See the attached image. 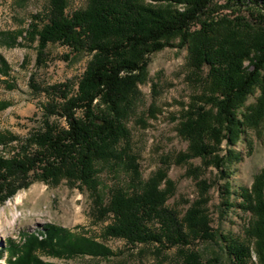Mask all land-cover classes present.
<instances>
[{
    "label": "trees",
    "instance_id": "1",
    "mask_svg": "<svg viewBox=\"0 0 264 264\" xmlns=\"http://www.w3.org/2000/svg\"><path fill=\"white\" fill-rule=\"evenodd\" d=\"M175 41L188 49L194 89L180 113L177 132L188 148L178 164L199 160L201 165L189 170L197 180L210 168L226 177L228 167L242 159L238 146L247 143L248 131L264 127V0H88L86 8L73 13L68 0H49L27 29L0 33V47L36 44L39 67L50 45L92 57L76 90L71 81L43 87L31 79L32 93L46 100L41 128L25 138L0 132V147L17 145L10 155L0 153V201L35 182L52 188L67 182L87 187L96 221H110L100 239L55 225L25 232L18 244L6 242L0 261L6 256L7 264H57L45 262L46 257L68 264L89 258L73 264H113L121 253L103 242L113 240L132 248L153 246L158 258L175 249L174 264H223L192 249L196 242L221 240L230 264H264V171L251 189L241 190L240 208L251 217L242 239H234L212 229L205 200L183 214L170 208L167 173L143 181L136 157L125 146L149 57ZM10 72L0 55V76ZM8 107L0 102V112ZM105 167L125 169L131 175L127 186L106 196L98 179ZM199 184L206 195L211 186Z\"/></svg>",
    "mask_w": 264,
    "mask_h": 264
},
{
    "label": "rangeland",
    "instance_id": "2",
    "mask_svg": "<svg viewBox=\"0 0 264 264\" xmlns=\"http://www.w3.org/2000/svg\"><path fill=\"white\" fill-rule=\"evenodd\" d=\"M48 3L49 0H0V33L27 29L31 18L45 12ZM87 4L88 0H68V12L84 9ZM216 5L223 3L217 2ZM223 14L232 15L230 12ZM171 44L173 46L149 57L146 82L139 86V101L128 119L130 139L125 146L129 154L136 157L143 181L159 171L167 173L172 183L168 201L170 208L183 214L193 204L205 200L215 233L242 239L251 216L240 208V195L241 190L251 189L255 177L264 171V127L256 133L248 131L247 143L241 142L238 146L242 159L228 167L226 177H220L212 168L200 180L190 176L189 170L200 166L201 162L178 164L180 154L186 152L188 143L177 132L181 110L194 95L188 80L189 53L187 48L179 47L178 41ZM0 55L11 69L9 77L0 76V102L9 105L0 112V132H9L20 138L41 128V106L46 100L43 95L32 93L29 87L31 79L34 78L43 87L71 81L76 90L92 58L86 54L76 56L60 45H50L46 50V63L39 67L36 44L0 47ZM7 84L15 89L9 90ZM256 97L250 98L248 104L254 103ZM52 121L61 127L66 125L62 120ZM16 147V144L0 147V153L10 155ZM130 176L123 168L105 167L98 179L107 196L115 187H126ZM201 181L211 186L206 195H203L200 187ZM90 194L87 187H72L67 182H62L56 188L35 182L7 202L0 201V250L5 248L6 242L11 240L18 244L23 233L42 230L46 225L100 239V234L110 221H96ZM103 242L114 252L121 253L111 260L113 264H174L178 260L175 249L158 258L153 246L132 248L122 241ZM224 247L221 240L192 245V249L200 251L204 257H219L223 264H230ZM6 259L5 256L0 264H7ZM43 260L65 263L46 257ZM87 261L90 259H79L68 264Z\"/></svg>",
    "mask_w": 264,
    "mask_h": 264
}]
</instances>
